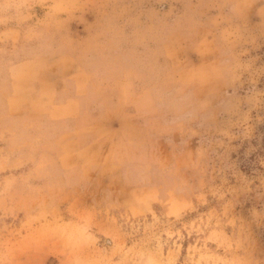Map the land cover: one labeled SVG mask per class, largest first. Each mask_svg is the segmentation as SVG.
Listing matches in <instances>:
<instances>
[{
	"label": "clouds",
	"instance_id": "clouds-1",
	"mask_svg": "<svg viewBox=\"0 0 264 264\" xmlns=\"http://www.w3.org/2000/svg\"><path fill=\"white\" fill-rule=\"evenodd\" d=\"M0 264H264V0H0Z\"/></svg>",
	"mask_w": 264,
	"mask_h": 264
}]
</instances>
